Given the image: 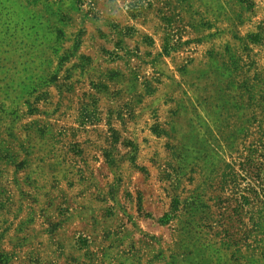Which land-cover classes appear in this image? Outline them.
Returning <instances> with one entry per match:
<instances>
[{"label":"rangeland","instance_id":"374dc122","mask_svg":"<svg viewBox=\"0 0 264 264\" xmlns=\"http://www.w3.org/2000/svg\"><path fill=\"white\" fill-rule=\"evenodd\" d=\"M0 264H264V0H0Z\"/></svg>","mask_w":264,"mask_h":264}]
</instances>
